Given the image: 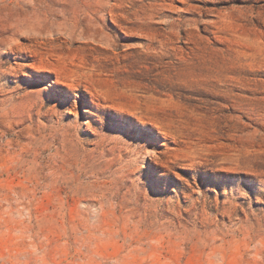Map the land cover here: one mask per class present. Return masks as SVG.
Returning <instances> with one entry per match:
<instances>
[{"label":"rangeland","instance_id":"rangeland-1","mask_svg":"<svg viewBox=\"0 0 264 264\" xmlns=\"http://www.w3.org/2000/svg\"><path fill=\"white\" fill-rule=\"evenodd\" d=\"M0 264H264V0H0Z\"/></svg>","mask_w":264,"mask_h":264},{"label":"bare ground","instance_id":"bare-ground-1","mask_svg":"<svg viewBox=\"0 0 264 264\" xmlns=\"http://www.w3.org/2000/svg\"><path fill=\"white\" fill-rule=\"evenodd\" d=\"M94 42H98L97 40H93ZM54 42V41H53ZM100 42V41H99ZM63 44V43H62ZM96 47H98V46H96ZM46 49V48H45ZM55 49V48H54ZM63 51V50H62ZM46 52V51H45ZM51 53H53V52H51ZM51 53H49V54H51ZM46 54H48V53H46ZM54 55V54H53ZM53 55H51V56H53Z\"/></svg>","mask_w":264,"mask_h":264}]
</instances>
